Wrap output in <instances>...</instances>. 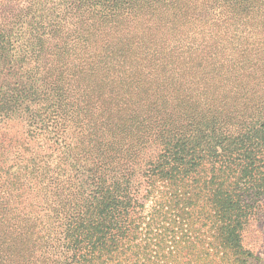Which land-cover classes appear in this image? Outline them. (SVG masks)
Here are the masks:
<instances>
[{"label":"trees","instance_id":"16d2710c","mask_svg":"<svg viewBox=\"0 0 264 264\" xmlns=\"http://www.w3.org/2000/svg\"><path fill=\"white\" fill-rule=\"evenodd\" d=\"M0 264H264V0H0Z\"/></svg>","mask_w":264,"mask_h":264}]
</instances>
